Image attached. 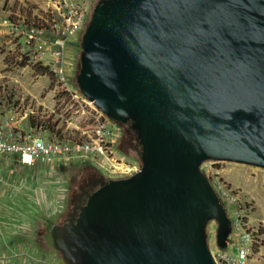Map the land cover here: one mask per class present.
<instances>
[{
  "label": "water",
  "instance_id": "95a60500",
  "mask_svg": "<svg viewBox=\"0 0 264 264\" xmlns=\"http://www.w3.org/2000/svg\"><path fill=\"white\" fill-rule=\"evenodd\" d=\"M75 81L139 162L45 222L58 264H217L206 224L220 249L231 224L200 164L264 169V0H97Z\"/></svg>",
  "mask_w": 264,
  "mask_h": 264
},
{
  "label": "rangeland",
  "instance_id": "374dc122",
  "mask_svg": "<svg viewBox=\"0 0 264 264\" xmlns=\"http://www.w3.org/2000/svg\"><path fill=\"white\" fill-rule=\"evenodd\" d=\"M96 1L0 0V118L15 110L20 114L15 124L22 132L58 131L65 140L95 134L99 127L90 114L92 104L81 96L75 76L81 35ZM26 18L35 24L38 18L46 28L31 33L23 23ZM51 50L61 53V79L48 70L56 62ZM25 57V65H17ZM30 119L48 120L54 131L34 127ZM103 124L105 154L33 166L21 165L12 156L0 158V264H58L59 253L45 245L42 232L47 220H61L73 204L76 193L70 195V184L88 181L95 189L104 178L127 175L138 167L135 152L123 141L128 124L109 119ZM200 169L232 223L227 249L215 244L216 223L206 224L207 246L216 263L240 264L235 258L244 248L243 264H264V232L256 235L264 230V169L210 160ZM246 228L249 238L243 234Z\"/></svg>",
  "mask_w": 264,
  "mask_h": 264
},
{
  "label": "built area",
  "instance_id": "2783aa9c",
  "mask_svg": "<svg viewBox=\"0 0 264 264\" xmlns=\"http://www.w3.org/2000/svg\"><path fill=\"white\" fill-rule=\"evenodd\" d=\"M41 31L42 30H30L31 33ZM51 57L56 62L53 63V65L50 64L48 70L61 79L63 76V68L61 64L57 62L59 58H61V53L58 50H51ZM87 103L89 105L91 104L90 102ZM92 109L93 112L90 113L91 117L99 128L96 130L95 134L87 135V138L83 136L82 139H78L77 141L59 138L45 130H41L40 135L30 130L22 132L15 124L17 122V116L20 114L15 110L12 111L8 116L0 118V158L12 156L21 165L33 166L35 164L52 165L59 162L63 164L77 157L87 158L89 156L95 157L97 154H105L101 128L104 126L103 121H108V119L93 106ZM23 114L26 116V113ZM230 224L232 228L231 220ZM245 231L243 232L244 236L249 238L250 233L247 228ZM228 247L229 242L226 241L225 248L227 249ZM238 253L239 256L235 258V262L243 264L247 252L242 248ZM227 258L228 256L224 252L223 259L227 260Z\"/></svg>",
  "mask_w": 264,
  "mask_h": 264
},
{
  "label": "trees",
  "instance_id": "16d2710c",
  "mask_svg": "<svg viewBox=\"0 0 264 264\" xmlns=\"http://www.w3.org/2000/svg\"><path fill=\"white\" fill-rule=\"evenodd\" d=\"M33 18H34V16H33ZM35 19H36V24H35L34 21H29V19H27V18L23 20V23L28 29L31 28V29H36V30H42V29L46 28L45 24L41 23L38 18H35ZM25 61H26V57L24 58L23 62H18L17 65L24 66L25 65ZM0 92H1V89H0ZM30 125H32L34 127L43 128V129L47 128L51 132L54 131L53 125L48 124V120H45V121L43 120V122H39V121H36L35 119H30ZM55 133H56L57 137L61 136L58 131H56ZM123 141H124V145L127 148H130L134 152L136 151L135 150L134 134H133V132L131 131V129L128 126L126 127L125 132L123 133ZM135 154H136V152H135ZM227 187H229L228 184H227ZM263 232H264L263 229L262 230H258L256 235L257 234H261ZM257 247H258L257 245L253 246V251L254 252L257 250Z\"/></svg>",
  "mask_w": 264,
  "mask_h": 264
},
{
  "label": "flooded vegetation",
  "instance_id": "af4514ba",
  "mask_svg": "<svg viewBox=\"0 0 264 264\" xmlns=\"http://www.w3.org/2000/svg\"><path fill=\"white\" fill-rule=\"evenodd\" d=\"M76 185L79 188V191H77V192L75 191ZM92 189H93V185L91 183H89L88 181L80 180L79 183L76 181H73V183H71L70 187H69L70 195L76 193L73 204L69 207V209H67L63 218L61 220L54 221V223L55 224H62L63 222H66L71 213L75 216L77 211H78L79 205H81L83 203L86 194L89 193ZM43 228H44V231L42 233H43V237H44V234L46 233L45 223H44ZM43 241H44V238H43ZM44 243H45V241H44ZM45 245H46V243H45Z\"/></svg>",
  "mask_w": 264,
  "mask_h": 264
}]
</instances>
